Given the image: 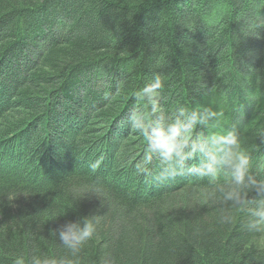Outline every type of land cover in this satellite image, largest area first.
<instances>
[{
	"label": "trees",
	"instance_id": "1",
	"mask_svg": "<svg viewBox=\"0 0 264 264\" xmlns=\"http://www.w3.org/2000/svg\"><path fill=\"white\" fill-rule=\"evenodd\" d=\"M156 74L164 113H222L197 134L235 128L264 170V0H0V264L66 254L51 230L89 214L81 264H264L245 213L222 224L229 205L200 203L225 177L157 180L155 159L137 173L147 141L128 116ZM84 183L103 206L70 207Z\"/></svg>",
	"mask_w": 264,
	"mask_h": 264
},
{
	"label": "clouds",
	"instance_id": "2",
	"mask_svg": "<svg viewBox=\"0 0 264 264\" xmlns=\"http://www.w3.org/2000/svg\"><path fill=\"white\" fill-rule=\"evenodd\" d=\"M164 85L162 76L156 74L134 93L140 107L134 106L129 113L128 126L132 132L146 139L148 152L147 158L137 164V173H148V166L155 159L161 166V172L155 177L157 180L190 174L207 178L209 184L216 185L221 177H225L222 184L207 191V199L200 203L207 204L218 199L230 209L221 213L222 224H231L233 211L240 210L247 216L241 225L242 230L264 232V170L253 174V156L251 150L244 146L241 133L231 128L222 134L198 135V126L207 127L222 113L207 108L189 110L186 107L178 108L174 114L164 113L159 102ZM256 139L264 144V127L256 129ZM197 154L200 156L199 165L187 166V161ZM90 167L94 172L98 165ZM91 196L99 198L101 206L104 205V191L98 183L74 187L70 207L74 208L78 201ZM64 212L54 214V218ZM101 220L102 215L89 214L60 224L51 230V234L58 238L66 254H31L27 264H81V253L96 236Z\"/></svg>",
	"mask_w": 264,
	"mask_h": 264
},
{
	"label": "rangeland",
	"instance_id": "3",
	"mask_svg": "<svg viewBox=\"0 0 264 264\" xmlns=\"http://www.w3.org/2000/svg\"><path fill=\"white\" fill-rule=\"evenodd\" d=\"M259 242L264 245V232H262V235L259 238Z\"/></svg>",
	"mask_w": 264,
	"mask_h": 264
}]
</instances>
